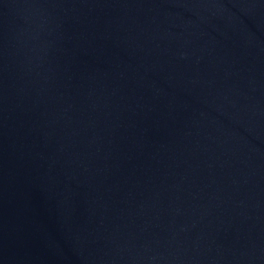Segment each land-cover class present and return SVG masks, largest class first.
Instances as JSON below:
<instances>
[{
	"label": "water",
	"instance_id": "95a60500",
	"mask_svg": "<svg viewBox=\"0 0 264 264\" xmlns=\"http://www.w3.org/2000/svg\"><path fill=\"white\" fill-rule=\"evenodd\" d=\"M0 264H264V0H0Z\"/></svg>",
	"mask_w": 264,
	"mask_h": 264
}]
</instances>
